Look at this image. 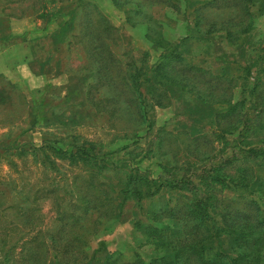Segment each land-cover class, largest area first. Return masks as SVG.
Returning <instances> with one entry per match:
<instances>
[{
  "label": "trees",
  "instance_id": "obj_1",
  "mask_svg": "<svg viewBox=\"0 0 264 264\" xmlns=\"http://www.w3.org/2000/svg\"><path fill=\"white\" fill-rule=\"evenodd\" d=\"M48 2L63 11L45 34L47 61L53 58L57 69L65 63L55 70L69 78L64 97L55 96L64 107L52 121L73 131L90 124L93 114L99 125L91 126L114 133L108 144H131L105 150L101 141L79 143L67 133L70 143L42 139L28 153L19 138L34 128L36 115L17 136L0 140V158L17 175L0 178V264H264V30L256 29L264 0H125L131 4L125 22L160 52L154 61L148 50L125 42L121 28L91 0L72 9V0H6L1 12L21 19ZM156 6L185 17L178 41L167 39L147 10ZM17 97L24 110L26 94ZM171 105L177 114L194 111V118L153 132L149 113ZM150 135L142 157L184 153L180 177L171 173L177 166L161 162L163 180L120 163ZM29 154L42 170L34 179L19 168ZM130 202L146 209L147 222L137 225L160 252L148 261L93 246ZM222 237L230 239L228 250L210 247Z\"/></svg>",
  "mask_w": 264,
  "mask_h": 264
},
{
  "label": "rangeland",
  "instance_id": "obj_2",
  "mask_svg": "<svg viewBox=\"0 0 264 264\" xmlns=\"http://www.w3.org/2000/svg\"><path fill=\"white\" fill-rule=\"evenodd\" d=\"M82 0H72V4L67 7H72L78 2ZM96 3L99 8L112 20L113 23L118 25L122 30V36L125 42H129L138 49L148 50L151 54V61H154L159 55V51L150 47L146 41L142 37V33L135 28H131L125 22V12L129 9L130 3H124L125 0H91ZM6 0H0V34L9 29L12 32H18L23 28H27V31L32 34H46L49 30H51L55 26V16L56 14L63 11L60 9L59 4H53L48 2L43 8L41 13H37L31 16H27L21 19H14L5 17L1 8L5 4ZM70 9V8H67ZM147 9V8H146ZM154 16L156 20L161 23L162 30L167 39L172 41H178L181 37H183L186 33V19L181 16V14L176 13L171 9H164L159 6L147 9ZM39 17L40 19H35L34 17ZM10 21V26L7 24V21ZM258 34L264 30V14L259 16L257 19L256 26ZM28 34V35H32ZM258 36L256 35L254 39L250 42L257 40ZM73 52V51H72ZM77 53V52H76ZM74 56V52L72 53ZM229 54V57H240L235 53ZM209 61H213L214 59L207 58ZM78 63L77 59L71 61L70 64L75 66ZM23 67L20 68L21 73L24 74ZM28 72V70H27ZM28 74V73H27ZM15 76L13 73H10V76ZM6 78H3L0 81V86L5 85V89H0V140L4 139H12L17 136L21 130L28 128L32 121V117L36 115L37 123L33 129L28 132L20 135L21 142L25 143V149L30 150L32 147H40L42 143V139H50V140H59L60 144L68 143L72 138L66 137L67 133L70 135H75L77 137V141L83 140H93L96 142H103V147L105 150H109L110 148H116L117 144L129 143L131 140L123 139L122 143H113L108 144L109 142L116 140L114 138L113 132H107L104 128L98 126H91L90 124L78 125L69 130L70 128L65 127L64 125L54 122L53 116L54 114L60 113L63 109L64 101L62 99H57L56 95H52V87L50 84L46 86H42V84L46 83L45 79H39V82L35 81L32 78V75H27L26 87H24V83L20 81L13 80L14 77H8V75H4ZM25 76V74H24ZM47 79H50V82H65L67 76L65 74H61L56 77H48L44 76ZM43 77V78H44ZM12 78V79H11ZM24 78V77H23ZM11 82L14 84V88H11L6 85L7 82ZM38 83L37 86H42L41 88H32ZM23 85V86H22ZM17 92H23L26 94V108L23 110L22 106L19 104V98L17 97ZM54 92V91H53ZM238 97V93L236 95ZM62 100V101H61ZM180 109V108H179ZM181 110V109H180ZM22 111L21 118L12 123L11 119L17 118V116ZM198 109L197 112H199ZM194 111H187L189 116H185L182 113L177 114L176 107L169 106L166 108H157L155 112L149 113L150 118H154L153 123V132H155L158 128L163 127L165 129H170L174 127H179V124L183 123L185 125L191 122L190 118H194L190 115H194ZM93 120V119H92ZM198 126H202V124H197ZM201 126L199 128H201ZM206 127V128H205ZM204 127L203 132H206L207 125ZM114 138V139H113ZM151 139V135L144 137L139 141L136 145H131V155L129 154L127 158H120L119 161L121 164L139 166L143 170L150 171L152 176L156 177L157 180L165 179V171L161 170L160 162L167 167L177 168L171 169V173L175 174V177H180L181 172H183V163L187 161V158L184 153H180L177 156L172 155H164L160 158L151 157V154H147L148 157H142L145 154L147 149V142ZM64 141V142H61ZM119 141V140H117ZM70 143V142H69ZM30 144V145H28ZM131 144V142H130ZM110 145V146H109ZM32 156L29 154L26 156V159L19 162V168L21 171H24L23 175H28V177L34 179L40 176V172L42 170L41 167L37 163V165H33L31 162ZM116 162V161H115ZM199 165L195 166V170ZM180 174V175H179ZM8 175L9 177H16V173H14L11 167L6 163L5 158H0V178ZM162 176V177H160ZM174 176V175H173ZM114 179H110L113 182ZM166 196L172 198V194L166 192ZM7 197V202H9ZM119 201V200H118ZM262 206H264V200L261 201ZM148 202L144 203L143 207L146 208ZM47 208V205L44 204L43 211ZM147 211L141 208L133 206L132 202L123 206L121 209L119 216L111 221H108L106 225L103 227L101 231L98 232L96 241H93V246L95 247L96 243L99 242L102 244L105 249L102 252L107 253H116L123 252L124 256L128 257L134 253L140 254V256L148 261L152 257H156L160 255V252L156 250L152 242H147L145 240V236L142 234L141 226H138V220L142 222H147ZM140 222V224H142ZM210 247L213 249L222 248L223 250H228L230 248V239L228 237H222L217 241L210 243ZM102 252H98L96 256L102 255Z\"/></svg>",
  "mask_w": 264,
  "mask_h": 264
},
{
  "label": "crops",
  "instance_id": "obj_3",
  "mask_svg": "<svg viewBox=\"0 0 264 264\" xmlns=\"http://www.w3.org/2000/svg\"><path fill=\"white\" fill-rule=\"evenodd\" d=\"M34 18L40 19L37 16ZM7 22L10 26V21ZM28 34L32 33H29L27 28H23L18 32H12V30L9 29L7 33L4 31L0 34V75H8L9 79L10 77H14L13 80L15 81H22L21 83L25 82L23 84L24 87H26V82L28 80L27 75H32V78L37 82H39V79H45L46 83L42 84V86L50 84V87H52V90L54 91H52L54 95L64 97L67 93L69 78L67 77L65 82L56 83L50 82V79L44 77L48 76L53 78L61 74H65V76H67L63 71L57 73L55 70L57 69L56 64L53 58L49 62L47 61L48 56H51L52 54H50L45 48L47 46V38H45V34ZM74 59L79 61L77 56H74ZM64 66L65 63H61L59 65V69H63ZM21 67L24 69L23 71L25 76L20 71ZM50 67L53 69H49ZM10 73H13L15 76H10ZM37 85L38 83L32 88L42 87L41 85ZM89 116L88 120L90 124L96 123L99 125V118L97 116L93 114H90Z\"/></svg>",
  "mask_w": 264,
  "mask_h": 264
}]
</instances>
